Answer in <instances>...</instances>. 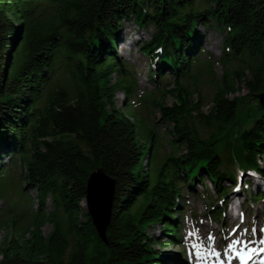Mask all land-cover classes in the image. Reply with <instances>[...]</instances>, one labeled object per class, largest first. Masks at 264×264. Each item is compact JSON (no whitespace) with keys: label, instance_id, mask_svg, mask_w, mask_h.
<instances>
[{"label":"trees","instance_id":"trees-1","mask_svg":"<svg viewBox=\"0 0 264 264\" xmlns=\"http://www.w3.org/2000/svg\"><path fill=\"white\" fill-rule=\"evenodd\" d=\"M53 5V16L44 18ZM124 20L154 27L139 49L151 59L152 80L166 79V70L177 76L173 105L162 102L165 91L152 105L173 125L170 143L185 147L182 156L159 160L156 125L146 129L135 111L131 120L116 108L119 89L131 96L137 88L116 50ZM212 22L227 32L226 68L204 113L179 78L205 51L198 26ZM61 46L74 61L72 95L66 87L48 89ZM235 59L240 65L228 69L227 60ZM237 82L248 92L228 99ZM261 92L264 0H0V194L9 157L24 165L22 201L34 189L39 203L21 235L3 238L0 264H163L149 228L163 224L171 240L162 245L179 239L183 186L208 178L223 200L226 182L237 183L236 164L264 179V107L257 99L243 112L246 99ZM98 169L115 181L107 242L85 207L88 179ZM246 183L245 191L252 186ZM261 198L263 192L254 194ZM211 209L220 220L223 210L215 202ZM16 217L6 221L14 230ZM46 224L52 225L47 235Z\"/></svg>","mask_w":264,"mask_h":264},{"label":"rangeland","instance_id":"rangeland-1","mask_svg":"<svg viewBox=\"0 0 264 264\" xmlns=\"http://www.w3.org/2000/svg\"><path fill=\"white\" fill-rule=\"evenodd\" d=\"M53 13H55V5L48 7L44 13V18H51ZM120 24L127 32L130 31L127 34V38L135 34L136 31L139 32L133 44L122 45L120 43L116 47L121 62L128 65L130 76L136 81L137 88L136 92L131 96L126 94L125 89H119L115 94L116 108L125 111L131 120L136 119L132 115V111H135L137 116L143 120L146 129L156 125V137L160 142L157 146L159 160L172 152L177 156H182L185 153V147L178 148L177 145L170 143V139L172 138L170 131L173 125L162 117L158 108L152 105L153 98L161 91H165V95L161 99L162 102L167 105H173L175 96L172 90L175 85L172 82L177 76L166 70V79L154 82L151 75L153 74V71L151 72L153 68L151 59L139 50L141 44L151 38L154 27L152 25L140 27L133 20H124ZM212 24L208 27H204L203 25L198 26L202 34L205 51L200 53L198 65L190 73H187L186 76L179 78L187 84L193 93L192 100L200 104L204 113L209 112L214 94L221 83L226 68L225 64L221 62V58L223 56V42L227 36V32L226 29L219 27L216 22H212ZM124 46H128L129 48H125L124 50ZM227 61L228 69L230 70L240 65L239 60L236 59ZM71 63H74V61L68 59L65 54V47L61 46L59 58L55 61L56 68L52 74L48 87L49 90L56 92L61 87H66L70 95L74 93L75 85L71 74ZM245 74L248 75L249 73L245 71ZM118 78V74H114L112 76L113 82H116ZM157 85L161 86L159 91L156 90ZM236 88L238 92L236 94H228V99L248 92V88L241 82H237ZM256 100L257 97L246 99L247 104L243 111L244 114L247 113V109L250 106L256 104ZM203 131L207 132L205 129ZM4 160L6 170L1 182L4 184L3 190L5 196L0 194V223H4L5 225L0 229V244L8 233L16 231L21 235L29 223V219L32 218L39 206L36 199L37 193L34 189H31L26 195L28 202L24 203L22 201V187L26 184L23 179L24 165L22 162L20 160L10 162L9 157H6ZM262 166H264V163ZM234 170L237 174V183H240L241 179L243 181L250 179L252 186L249 190L246 189L245 191L243 187H248V184L242 182L239 185V190H235L233 182L228 180L226 185L230 188V192L226 198L220 201H218L220 193L217 192L215 185L208 178L205 181L199 179L193 182L190 188L186 186L182 187V198L179 200L182 210L176 216V218H178V215L181 217L179 219L180 238L175 243L162 245V243H167V241L171 240V237L164 234L162 230L163 224L152 225L149 228V232L154 236L155 241H157L154 244L155 248L161 251L167 260L163 261V264L167 263L168 259H170L168 264H203L201 263L202 255L208 258L213 253H219L220 249H222L220 246L224 247L227 243L232 246L231 252L224 249L220 251V255L225 257L232 256L233 249L237 250L242 246H248L247 256L250 251L264 244V239L260 234L261 228L264 227V199H253L254 194L259 195V191L264 193V181L258 173H255V175L246 173L249 171L243 170L239 167V164H236ZM255 179H257L259 184L263 185H256ZM230 194H239L240 206H237V201H235L233 204L225 207L226 201L230 200ZM214 202L217 205V210H224V214L220 220L215 217L212 209L209 210L211 203ZM48 204V209L51 210V201ZM230 213H232L233 218L227 216ZM14 217L18 218L15 230L6 225V221ZM207 225L212 226L215 231L213 233L215 240L212 246L209 244L211 240L208 238L211 234L208 236L209 230L206 228ZM51 229L52 225L46 224L43 227L44 234L47 235ZM190 232L194 234L189 235ZM237 240L241 244H237ZM194 249L198 253L193 254ZM170 254H174L177 259H172ZM219 260L216 258L212 264L217 263Z\"/></svg>","mask_w":264,"mask_h":264},{"label":"water","instance_id":"water-1","mask_svg":"<svg viewBox=\"0 0 264 264\" xmlns=\"http://www.w3.org/2000/svg\"><path fill=\"white\" fill-rule=\"evenodd\" d=\"M264 107V92L257 94ZM115 193V181L104 170L91 173L87 183L85 206L91 216L101 239L107 242V228L112 216V204Z\"/></svg>","mask_w":264,"mask_h":264},{"label":"bare ground","instance_id":"bare-ground-1","mask_svg":"<svg viewBox=\"0 0 264 264\" xmlns=\"http://www.w3.org/2000/svg\"><path fill=\"white\" fill-rule=\"evenodd\" d=\"M130 33V31H126L125 29H124V27L122 28V30H121V32H120V36H119V39H120V41H119V44L121 43L122 45H131V44H133L134 43V41H135V39H136V35L139 33L138 31H136L135 32V34H133V35H131V36H129V38H127L128 36H127V34H129ZM139 35V34H138ZM122 37H123V40H122ZM129 40L131 41V42H129ZM118 44V45H119ZM125 48H129L128 46H124L123 47V49L125 50ZM120 51H122V49H120ZM252 170V171H251ZM248 171L249 172H246V173H248V174H250V175H255V173H258V172H256L255 170H253V169H248ZM259 175V174H258ZM260 176V175H259ZM261 177V176H260ZM261 179H263L262 177H261ZM263 181H264V179H263ZM252 182V181H251ZM255 182H256V185H258V186H261V185H263V184H259V182H257V179H255ZM234 188H235V184H234ZM227 216H229L230 218H233V215H232V213H230V215L229 214H227ZM206 228L209 230V233H208V236L211 234V236L208 238V239H210L211 241L209 242V244H210V246H212L213 244H214V234L213 233H215V231L213 230V227L212 226H210V225H207L206 226ZM261 232H260V234H261V237L264 239V227L263 228H261ZM225 239V238H224ZM226 241H227V239H225ZM261 247V249H256V250H254V253H253V255H254V259L255 258H259L260 257V255H261V253L262 252H264V251H262V249H264V244L262 245V246H260ZM220 248H222V249H220V251L221 250H224V249H226L227 251H230L231 249H232V246L230 245V244H225L224 245V247L222 246H220ZM249 249V247L248 246H245V247H243L242 249H241V251L243 252V253H247V250ZM219 251V252H220ZM195 253H198L197 252V250H193V254H195ZM218 253H213L212 255H210V257H203L204 255H202V257H201V263H203V264H212V263H214V260L216 259V257H218L219 256V254L217 255ZM171 255V256H170ZM169 256L172 258V259H177L176 258V256L174 255V254H170ZM170 259H168V262L167 263H164V264H168L170 261H169ZM167 261V260H166ZM248 260L246 259V262H244V264H248V262H247Z\"/></svg>","mask_w":264,"mask_h":264},{"label":"snow or ice","instance_id":"snow-or-ice-1","mask_svg":"<svg viewBox=\"0 0 264 264\" xmlns=\"http://www.w3.org/2000/svg\"><path fill=\"white\" fill-rule=\"evenodd\" d=\"M193 234H194V233H191V232L189 233V235H193ZM236 243L238 244V243H240V241L237 240ZM193 247H195V245H193ZM262 251H264V249H262ZM217 255H218V254H217Z\"/></svg>","mask_w":264,"mask_h":264}]
</instances>
